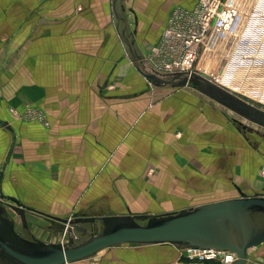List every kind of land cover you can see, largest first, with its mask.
Segmentation results:
<instances>
[{
    "label": "crops",
    "instance_id": "0c3cea01",
    "mask_svg": "<svg viewBox=\"0 0 264 264\" xmlns=\"http://www.w3.org/2000/svg\"><path fill=\"white\" fill-rule=\"evenodd\" d=\"M113 1L0 0V121L16 134L3 193L59 218L75 210L88 215L170 212L187 206L169 208L171 196L198 199L208 191L219 199L240 190L264 195V146L259 138L255 154L241 149L247 140L227 115L261 131L264 127L194 88L150 84L125 54ZM124 1L135 41L144 49L141 58L159 40L173 8L198 2ZM215 41L216 47L227 48L230 39ZM207 62L204 58L200 67ZM205 73L248 99L227 86L226 78ZM27 103L45 111L49 127L11 115L8 106L22 109ZM13 139L0 125V172ZM152 164H162L156 175L149 174ZM39 216L44 217L28 213V235L39 234L34 228ZM118 248L134 258L132 264L182 250ZM263 263L264 243L248 251L247 264Z\"/></svg>",
    "mask_w": 264,
    "mask_h": 264
},
{
    "label": "water",
    "instance_id": "95a60500",
    "mask_svg": "<svg viewBox=\"0 0 264 264\" xmlns=\"http://www.w3.org/2000/svg\"><path fill=\"white\" fill-rule=\"evenodd\" d=\"M117 1L113 8L120 23L127 25L122 12L117 10ZM134 64L150 84L172 86L178 89L190 87L205 94L220 105L231 110L251 123L264 127V109L246 102L229 90L214 83L200 71L178 73L164 78L153 72L143 71L141 56L134 49V42L122 30ZM228 120L247 140V132H256L252 127L233 116ZM0 125L10 131L14 137L7 160L0 172V264H75L95 257L103 250L121 245L170 246L177 249L197 248L204 251L232 252L236 259L231 264H247L248 251L264 243V195H249L240 190L234 197L198 203L180 210L161 213H95L88 215L74 211L63 218L43 214L63 226L93 224L101 222L100 233L78 242L69 237L67 242H46L35 235L22 236L16 228L18 217L25 230L30 229L27 215L31 210L15 197L2 191L3 179L16 140L14 127L6 121Z\"/></svg>",
    "mask_w": 264,
    "mask_h": 264
},
{
    "label": "rangeland",
    "instance_id": "374dc122",
    "mask_svg": "<svg viewBox=\"0 0 264 264\" xmlns=\"http://www.w3.org/2000/svg\"><path fill=\"white\" fill-rule=\"evenodd\" d=\"M228 6L230 10H233L235 12L234 17L231 18L228 23L232 27L230 31V35L226 36L230 39L229 46L226 48V44H223L220 45L219 47H216V45L211 43L206 47L205 54L202 58V60L205 58L208 61L207 67H204V69L206 70L205 72L210 73V75H217L218 78H222V79L226 78L228 80L225 82L227 86L234 89L236 92L242 93L244 97L248 96L247 100L244 98L241 99L245 100L250 104H253L254 106L258 104L260 105V107H264V0H230ZM123 7H125V11L122 14L124 18L127 20V25L124 26L123 23L121 22L120 23L121 29L122 30L126 29V36L130 41L134 42V49L136 50V52L138 54L139 53L141 54L144 49H142L141 47L139 48L138 44L136 43L137 36L135 33L133 34V31L131 30L130 21L129 19H127V13L129 9L124 0H118L117 10L119 12H122ZM158 35L159 34L157 32L155 34H152V42L155 43ZM221 37L223 36H219L218 38ZM125 48H126L125 51L126 56L132 57V54L127 44H125ZM209 48H211L212 51H210ZM229 58L230 60L226 62V60H228ZM198 65H199L198 67H200V62ZM240 75H246V77L244 79H238ZM142 77L144 76L142 75ZM235 81H239V82H235ZM160 87H165V86H160ZM166 87L168 88L171 87L172 89L176 88L172 86H166ZM27 104L37 106L34 103H27ZM23 108L18 109L13 106H8L11 115L16 120L18 119V121L22 123H35L33 121L26 122V120L20 113V111H22ZM252 128L256 130L258 133L247 132V137L249 138V141H246V145L241 146V149L245 151H250V153L255 154L256 150L258 149V147L256 146V141L259 142V138L261 140L260 142L264 146V131H261V129L259 130L253 126ZM258 130L261 132H259ZM248 134H251L250 137L248 136ZM207 149L210 148H206V150ZM1 160L2 157L0 158V163ZM152 167L153 169L150 172L149 171L148 172L151 175H156L157 169H159V167H162V164H152ZM261 172L264 175V166ZM208 192H203L201 198H198L199 196L197 197L198 199H195L192 196L190 197H184L183 195L177 197L171 196L169 208L181 207L183 205H187L186 207H189L190 205L198 204L202 200L204 201L211 199L215 200L214 198L219 196V195L210 194ZM9 212L16 219L17 231L22 236L26 238H30L31 236L27 234L26 230H24L20 219L16 217V215L10 209ZM32 213L38 214L35 212ZM38 215H43V214H38ZM39 217L40 220L38 221L37 220L38 218H36V223H34V228L39 233L36 237L46 242H52V243L67 242L69 237H74L78 242H81L89 238L94 233L95 234L100 233L103 229V225L101 222H97L93 224L87 223L83 225L73 224V225L63 226L60 223L59 224L53 223L51 221L52 219L51 218L48 219V217L46 216H44L45 218L43 216H39ZM131 246L134 245H130V244L121 245V247H131ZM164 252L166 253L170 252V253L164 254L163 257L152 256L151 258H148L147 261H140V262L137 261L134 264H182V262L186 263L182 255V254L185 255L186 251H184L183 249L181 251H174V252L171 249V250H166ZM121 253H123V251L118 247L109 248L101 251L95 257L89 259L88 261L82 264H132L133 263L132 259L134 258L129 259V257L125 256L124 254L121 255Z\"/></svg>",
    "mask_w": 264,
    "mask_h": 264
},
{
    "label": "built area",
    "instance_id": "2783aa9c",
    "mask_svg": "<svg viewBox=\"0 0 264 264\" xmlns=\"http://www.w3.org/2000/svg\"><path fill=\"white\" fill-rule=\"evenodd\" d=\"M229 3L230 0H198L192 8H173L159 40L140 60L143 71L153 72L164 78L195 71L206 75L205 69L198 67V64L209 44L216 43L219 36L227 39L226 36L230 35L232 27L228 23L235 12L230 10ZM245 77L246 75H240L238 79ZM20 113L26 122L33 121L45 127L50 126L47 114L38 106L26 104ZM183 250L186 251L185 255L182 254L183 258L190 261L184 260L186 263L182 264H204L208 260H215L214 264H231L236 259V254L232 252L204 251L197 248Z\"/></svg>",
    "mask_w": 264,
    "mask_h": 264
},
{
    "label": "trees",
    "instance_id": "16d2710c",
    "mask_svg": "<svg viewBox=\"0 0 264 264\" xmlns=\"http://www.w3.org/2000/svg\"><path fill=\"white\" fill-rule=\"evenodd\" d=\"M185 261H190V260H188V259H186V258H183ZM204 264H214L213 262H208V261H206Z\"/></svg>",
    "mask_w": 264,
    "mask_h": 264
}]
</instances>
